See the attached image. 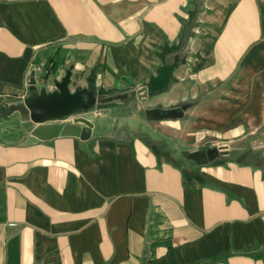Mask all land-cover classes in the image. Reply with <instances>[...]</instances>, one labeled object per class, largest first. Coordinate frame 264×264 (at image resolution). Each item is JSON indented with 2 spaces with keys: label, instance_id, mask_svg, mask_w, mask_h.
<instances>
[{
  "label": "crops",
  "instance_id": "obj_1",
  "mask_svg": "<svg viewBox=\"0 0 264 264\" xmlns=\"http://www.w3.org/2000/svg\"><path fill=\"white\" fill-rule=\"evenodd\" d=\"M68 70L92 136L39 140ZM0 264H264V0H0Z\"/></svg>",
  "mask_w": 264,
  "mask_h": 264
},
{
  "label": "water",
  "instance_id": "obj_2",
  "mask_svg": "<svg viewBox=\"0 0 264 264\" xmlns=\"http://www.w3.org/2000/svg\"><path fill=\"white\" fill-rule=\"evenodd\" d=\"M72 72L68 70L62 80L55 82V89L49 90L48 86L32 90L25 99V105L30 111V118L36 124L32 136L39 140L47 141L57 137L72 136L88 140L92 136L95 124L92 120L82 115L86 108L88 95L82 90L73 91L70 88ZM31 85H36L34 74ZM140 99L148 98V88L137 90ZM146 116L150 120L178 119L185 116L183 107L161 109L158 107L147 108ZM229 153L228 145L210 148L202 151L184 150L182 155L189 161L199 166L207 165L222 155Z\"/></svg>",
  "mask_w": 264,
  "mask_h": 264
},
{
  "label": "rangeland",
  "instance_id": "obj_3",
  "mask_svg": "<svg viewBox=\"0 0 264 264\" xmlns=\"http://www.w3.org/2000/svg\"><path fill=\"white\" fill-rule=\"evenodd\" d=\"M177 157H178V158H180V157H181V155L179 154V155H177Z\"/></svg>",
  "mask_w": 264,
  "mask_h": 264
}]
</instances>
